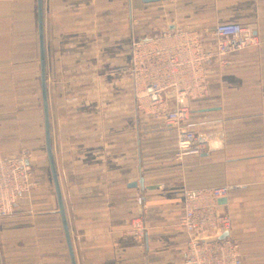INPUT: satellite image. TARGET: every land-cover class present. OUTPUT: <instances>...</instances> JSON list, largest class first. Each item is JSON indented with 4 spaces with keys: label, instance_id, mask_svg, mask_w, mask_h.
<instances>
[{
    "label": "crops",
    "instance_id": "crops-1",
    "mask_svg": "<svg viewBox=\"0 0 264 264\" xmlns=\"http://www.w3.org/2000/svg\"><path fill=\"white\" fill-rule=\"evenodd\" d=\"M41 15L51 154L75 264H183V192L226 185L229 239L243 264H264V0H41ZM219 23L249 27L260 49L207 66L209 92L192 102L188 128L209 151L176 161L177 131L141 113L116 70L133 38L183 27L209 39ZM236 114L255 121L228 120ZM44 140L37 0H0V153L24 155L34 183L0 220V264H71ZM140 213L142 239L129 233Z\"/></svg>",
    "mask_w": 264,
    "mask_h": 264
},
{
    "label": "built area",
    "instance_id": "built-area-1",
    "mask_svg": "<svg viewBox=\"0 0 264 264\" xmlns=\"http://www.w3.org/2000/svg\"><path fill=\"white\" fill-rule=\"evenodd\" d=\"M259 37L244 25L219 23L208 39L199 30L167 27L146 38L132 39L129 64L116 71L127 77L137 108L161 115L177 131L176 158L201 155L204 143L184 127L189 103L208 95L207 66L224 58L260 47ZM32 167L24 155L0 153V220L13 215L17 198L33 187ZM233 187L185 190L178 225L186 234L183 264H243L239 246L229 239L231 218L226 211ZM224 199L221 205L218 201ZM129 233L145 234L140 213L130 222Z\"/></svg>",
    "mask_w": 264,
    "mask_h": 264
},
{
    "label": "water",
    "instance_id": "water-1",
    "mask_svg": "<svg viewBox=\"0 0 264 264\" xmlns=\"http://www.w3.org/2000/svg\"><path fill=\"white\" fill-rule=\"evenodd\" d=\"M169 0H141L142 4H153L158 2H167ZM37 12H38V37H39V58H40V82H41V93H42V103H43V117H44V134H45V149L47 155V161L49 165L50 175L55 191V195L58 203V211L62 223V229L64 233L65 244L67 247L69 259L71 264H75L73 250L69 238L68 227L65 219L63 202L57 182V177L55 173V169L53 166L52 154H51V146H50V136H49V120H48V110H47V102L45 95V74H44V54H43V36H42V15H41V0H37ZM139 185V184H138ZM226 200L221 199L218 201V204H225Z\"/></svg>",
    "mask_w": 264,
    "mask_h": 264
},
{
    "label": "rangeland",
    "instance_id": "rangeland-1",
    "mask_svg": "<svg viewBox=\"0 0 264 264\" xmlns=\"http://www.w3.org/2000/svg\"><path fill=\"white\" fill-rule=\"evenodd\" d=\"M155 6H157V5H151V6H149V7H145V9H148V11L151 9V7H155ZM144 9V10H145ZM153 10V9H152ZM146 11V10H145ZM148 11H146V12H148ZM145 12V13H146ZM166 18H167V15H166ZM136 26H137V24H136ZM147 34H149V33H147ZM152 34V33H151ZM150 34V35H151ZM149 35V36H150ZM260 40V39H259ZM260 42H261V40H260ZM261 45V44H260ZM259 49H260V47H259ZM259 49L257 50V51H254V50H252V49H248V50H251V51H253L254 53H257V52H259ZM242 52V51H241ZM135 99V98H134ZM192 102L193 101H191L190 103H189V113H188V116H187V120L185 121V123H184V127L185 128H187L188 130H190V128H188L189 127V123H193V119H194V114H193V104H192ZM136 105V104H135ZM137 107V106H136ZM138 109V108H137ZM139 110V109H138ZM141 113H143L144 115H146L147 113H145V112H143V111H141V110H139ZM147 115H151V114H147ZM146 115V116H147ZM154 117H157V116H161V115H153ZM231 118L230 119H228V120H231V121H239V122H250V121H255V116L254 115H250V114H236V115H232V116H230ZM258 117V116H257ZM190 131H192V132H194L193 130H190ZM195 134H196V132H194ZM196 135H198V134H196ZM198 137L203 141V139L201 138V136H199L198 135ZM204 142H207L206 140H204ZM208 145L205 143V145H204V151H203V153L202 154H208ZM177 153V152H176ZM195 156H198V155H195ZM194 156V157H195ZM187 157H193V156H187ZM176 161H182L184 158H186V157H184V158H182V159H177L176 158V154H175V157H173ZM32 167V166H31ZM32 174H33V170H32ZM34 184V183H33ZM34 186V185H33ZM33 188V187H32ZM234 189V188H233ZM31 191V190H30ZM29 191V192H30ZM28 192V193H29ZM23 195V194H22ZM21 196V195H20ZM19 196V197H20ZM19 197L17 198V200H16V202H15V204L18 202V199H19Z\"/></svg>",
    "mask_w": 264,
    "mask_h": 264
}]
</instances>
